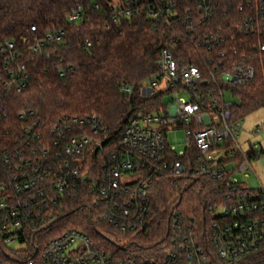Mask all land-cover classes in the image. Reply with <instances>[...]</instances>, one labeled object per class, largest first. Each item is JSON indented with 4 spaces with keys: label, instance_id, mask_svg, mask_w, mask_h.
<instances>
[{
    "label": "built area",
    "instance_id": "1",
    "mask_svg": "<svg viewBox=\"0 0 264 264\" xmlns=\"http://www.w3.org/2000/svg\"><path fill=\"white\" fill-rule=\"evenodd\" d=\"M108 6L112 23L135 16L152 21L161 42L158 75L149 86L173 100L164 97L158 110L134 113L113 149L110 142L101 146L107 130L95 115H63L47 129L38 112L20 111L19 136L0 163V241L14 250L36 245L42 264H237L263 253L264 189L252 190L238 176L252 170L264 148L256 152L250 142L245 151L239 143L243 121L233 120L232 91L255 78L245 55L251 49L238 39H264V0H108ZM86 15L79 7L69 22L77 25ZM65 39L63 29H53L35 38L31 50L43 53ZM259 50L264 52V45ZM0 54L4 95L21 94L31 79L25 53L8 41L0 45ZM74 70L58 57L61 78ZM2 118L7 114L0 113ZM177 130L186 137L180 152L166 140V132ZM253 132L264 135V127ZM96 149L98 162L88 165L86 157L95 160ZM166 176L218 182L215 192L221 199L209 205L208 225L205 216L199 224L172 208L169 248L162 259L110 253L76 228L51 239L42 233L64 212L67 196L84 191L99 222L135 235L151 221L153 179Z\"/></svg>",
    "mask_w": 264,
    "mask_h": 264
},
{
    "label": "trees",
    "instance_id": "2",
    "mask_svg": "<svg viewBox=\"0 0 264 264\" xmlns=\"http://www.w3.org/2000/svg\"><path fill=\"white\" fill-rule=\"evenodd\" d=\"M79 7L87 15L75 25L69 22V16ZM32 27L36 30L32 31ZM53 29H63L65 41L48 46L43 53L33 52L34 39H42ZM8 41H14L25 53L31 79L28 89L21 94L4 95L0 83V113L7 114V118L0 120V163L7 147L19 136L23 125L17 117L20 111L38 112L47 129L63 115H95L104 122L105 137L110 142L109 149H113L126 127L122 124L126 115L148 113L164 105L165 93L152 91L148 97L142 96L145 86L158 75L161 39L157 30L143 16L118 24L110 22L108 0H0V45ZM238 43L251 49L245 55L256 71L251 83L232 91L233 120L244 121L250 114L264 109V52L259 50L264 39L244 37ZM59 56L75 67L65 78L57 71ZM2 68L0 54V73ZM98 159L99 156L93 160L88 155L86 163L97 164ZM219 185L214 181L176 180L171 176L153 179L151 221L135 235L121 234L107 223L99 222L92 198L84 191L71 193L64 202V212L42 233L51 239L76 228L110 253L124 250L141 259H162L169 248L172 208L186 220L195 219L199 224L205 216L208 225L209 205L214 206L221 199L215 192ZM119 239L128 240L127 244L118 245ZM38 248L34 245L14 250L0 241V264H42L36 253ZM216 264L221 263L216 260ZM237 264H264V252Z\"/></svg>",
    "mask_w": 264,
    "mask_h": 264
},
{
    "label": "rangeland",
    "instance_id": "3",
    "mask_svg": "<svg viewBox=\"0 0 264 264\" xmlns=\"http://www.w3.org/2000/svg\"><path fill=\"white\" fill-rule=\"evenodd\" d=\"M162 89L163 87L157 88L159 91ZM151 93L152 90L150 86L146 85L145 91L142 92V96L148 97ZM172 100L171 95H165L166 102ZM257 126L264 127V109L255 111L243 121L242 134L239 143L245 151H247L250 146L246 141L252 142V146L256 152H260L261 149L264 148V135H256L253 132L254 128ZM185 139V132L182 130L166 132L167 144L176 147L177 152L185 150ZM238 178L244 186L252 190L264 189V154L253 161L252 170L239 174ZM169 205L171 206L170 203ZM19 249H24V247H19Z\"/></svg>",
    "mask_w": 264,
    "mask_h": 264
},
{
    "label": "water",
    "instance_id": "4",
    "mask_svg": "<svg viewBox=\"0 0 264 264\" xmlns=\"http://www.w3.org/2000/svg\"><path fill=\"white\" fill-rule=\"evenodd\" d=\"M130 115L131 113H129L128 115H126V117L122 120V124L125 125L127 123V121L129 120L130 118ZM109 143V140H105L102 142V147L106 146L107 144ZM97 153H98V149H96L94 152H93V155H92V158H96L97 156Z\"/></svg>",
    "mask_w": 264,
    "mask_h": 264
},
{
    "label": "crops",
    "instance_id": "5",
    "mask_svg": "<svg viewBox=\"0 0 264 264\" xmlns=\"http://www.w3.org/2000/svg\"><path fill=\"white\" fill-rule=\"evenodd\" d=\"M248 144L250 143V141H246Z\"/></svg>",
    "mask_w": 264,
    "mask_h": 264
}]
</instances>
